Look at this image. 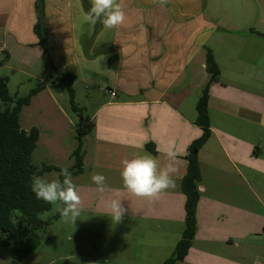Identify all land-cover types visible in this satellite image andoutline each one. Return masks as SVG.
Segmentation results:
<instances>
[{
	"label": "crops",
	"instance_id": "obj_1",
	"mask_svg": "<svg viewBox=\"0 0 264 264\" xmlns=\"http://www.w3.org/2000/svg\"><path fill=\"white\" fill-rule=\"evenodd\" d=\"M35 1L0 0V73L9 70L44 84L19 117L23 129H39L32 158L58 167L74 163L70 161L78 145V122L56 103L58 88L66 97L56 72L76 75L75 97L78 82L86 84L91 76H105L109 91L113 89L116 95L109 92L114 100L99 103L88 115L93 127L83 137V171L73 177L82 209L107 212L105 203L121 198L128 209L125 216L177 224L175 243L185 226L181 189L187 171L185 154L202 133L195 122L199 96L193 93L201 92L209 79L206 56L208 49L212 51L220 74L210 88L211 136L199 152L202 179L196 232L187 256L178 264H237L229 255L244 240L256 244L252 223L255 220L258 226L257 207L264 201V184L258 180L264 175V138L260 137L264 127V0H168L165 5L118 0L126 21L115 29L83 21L90 0H45L48 52L34 31ZM0 76L7 77L9 85L11 76ZM65 135L72 139L70 144L60 142ZM51 141H58L53 151ZM169 141L177 152L172 162L175 188L162 192L155 201L129 194L123 188L121 162L150 153L163 166L168 163L163 152ZM93 173L107 178L104 192L92 183ZM161 246L156 245V251Z\"/></svg>",
	"mask_w": 264,
	"mask_h": 264
},
{
	"label": "trees",
	"instance_id": "obj_2",
	"mask_svg": "<svg viewBox=\"0 0 264 264\" xmlns=\"http://www.w3.org/2000/svg\"><path fill=\"white\" fill-rule=\"evenodd\" d=\"M44 6L45 0L35 1L34 31L39 38V44L48 52ZM206 68L209 79L203 86L195 106V122L202 128V133L187 147V171L181 180V189L185 194V226L172 254L162 264H178L183 260L189 252L196 232L199 184L202 179L199 152L211 136L208 107L210 88L220 74L219 65L210 49L207 51ZM56 74L57 81H61L66 87L73 110L79 113L76 126L78 145L73 150L75 162L68 167L74 177L83 171V137L92 129L93 123L75 103L73 83L76 75L69 71H57ZM43 87V83H38L24 96L12 95L8 78L0 76V246L10 247L14 264H17L18 259L33 252L38 247L40 232L53 220L60 218L57 212L48 219L40 217V213L49 210L52 205L36 199L30 190V178L33 174L42 175L53 170L59 172L62 167L47 162H33L32 154L39 140V129L32 127L25 130L19 120L22 107ZM147 147L155 150L152 144H147Z\"/></svg>",
	"mask_w": 264,
	"mask_h": 264
},
{
	"label": "rangeland",
	"instance_id": "obj_3",
	"mask_svg": "<svg viewBox=\"0 0 264 264\" xmlns=\"http://www.w3.org/2000/svg\"><path fill=\"white\" fill-rule=\"evenodd\" d=\"M0 74L11 76L9 90L12 95L18 93V95L24 96L40 81L34 77L21 76L19 73L17 75L11 74L9 70ZM44 78L48 79V76L46 75ZM106 82L105 76L98 75L91 76V80L86 84L77 83L78 93L75 97V103L83 109L85 115L90 116L99 103L114 100L109 94L110 91ZM62 88L66 91V97L60 94L58 88L55 90L57 92L56 103H60L69 117L78 122L79 113L73 110L66 87L63 85ZM193 94L200 96L201 92L197 89ZM260 137L264 138V127L260 129ZM71 141L72 139L65 135L60 142L70 144ZM57 142L51 141L50 150L53 151L58 148L53 147ZM263 144L262 142V158H264ZM38 153L36 155H39ZM65 155L68 158L69 154H61L60 156L65 158ZM32 160L37 164L42 162V160L35 161L33 158ZM60 162L67 164L64 159ZM72 162H75L74 156L71 157L70 164ZM53 172L57 171L53 170L46 173L51 174ZM255 177L254 175L253 178ZM258 180L264 184L262 173ZM85 181L87 180L85 179ZM263 202H259L258 207L255 202L253 205L254 212H256V207L258 208L259 216L258 226L254 225V220L251 229L254 231L251 237L256 244L251 246L247 240H244V245L239 246L229 255L237 264L264 263ZM54 207L52 205L49 210L42 211L40 217L43 219L52 217L55 214ZM91 208H93L92 205ZM177 232V224L160 219L124 216L121 223L115 224L108 216V212L86 207L82 209L81 216L74 226L70 222H64L61 218L53 220L40 232L38 247L23 258L18 259L17 264H162L174 250ZM158 244L162 246L156 251ZM163 258L165 259L163 260ZM0 264H14L9 246H0Z\"/></svg>",
	"mask_w": 264,
	"mask_h": 264
},
{
	"label": "clouds",
	"instance_id": "obj_4",
	"mask_svg": "<svg viewBox=\"0 0 264 264\" xmlns=\"http://www.w3.org/2000/svg\"><path fill=\"white\" fill-rule=\"evenodd\" d=\"M153 3L165 5L168 0H152ZM91 7L83 16L86 23L100 22L105 29H115L126 21V13L118 0H90ZM160 146H157L159 152ZM168 163L161 165L160 160L150 153L138 154L131 159H124L120 176L123 188L132 196L155 201L162 192L175 188L173 179L175 168L173 161L177 157L173 141H169L163 152ZM106 177L102 173H93L91 181L97 190L104 192ZM30 190L37 200L54 205V211L59 213L61 220L73 226L82 212V198L79 194L73 175L68 167H62L59 172L44 175L33 174L30 178ZM104 207L108 216L115 224L122 222L128 209L123 206L121 198L109 199Z\"/></svg>",
	"mask_w": 264,
	"mask_h": 264
},
{
	"label": "built area",
	"instance_id": "obj_5",
	"mask_svg": "<svg viewBox=\"0 0 264 264\" xmlns=\"http://www.w3.org/2000/svg\"><path fill=\"white\" fill-rule=\"evenodd\" d=\"M110 93H111V95H113V96L116 95V92H115L113 89H110Z\"/></svg>",
	"mask_w": 264,
	"mask_h": 264
},
{
	"label": "water",
	"instance_id": "obj_6",
	"mask_svg": "<svg viewBox=\"0 0 264 264\" xmlns=\"http://www.w3.org/2000/svg\"><path fill=\"white\" fill-rule=\"evenodd\" d=\"M91 264H97V263H91Z\"/></svg>",
	"mask_w": 264,
	"mask_h": 264
}]
</instances>
